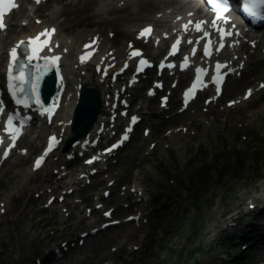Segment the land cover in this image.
Masks as SVG:
<instances>
[{
  "label": "rangeland",
  "instance_id": "obj_1",
  "mask_svg": "<svg viewBox=\"0 0 264 264\" xmlns=\"http://www.w3.org/2000/svg\"><path fill=\"white\" fill-rule=\"evenodd\" d=\"M101 2L82 0L76 7L89 4L87 11L75 12L72 6L70 12H61L62 5L55 0L40 11L45 15L55 11L57 22L66 18L62 28L76 35L87 29L91 34L117 31V42L132 40V35L124 31L133 29L132 25L103 21L123 16L127 11L100 15L97 9ZM62 3L70 5L69 0ZM262 105L264 91L249 103L232 109L217 105L205 114L190 108L170 119L165 118L169 113L156 118L146 115L145 120L153 129L151 136L142 138L138 129L119 152L117 162L110 166V177L119 181L109 203L119 205L116 212L120 216L138 211L125 209L119 194L121 185L131 184L137 178L147 188L149 201L145 211L153 209L148 222L142 229L129 225L109 229L101 238L68 251L61 261L53 256L43 258L44 264H223L228 252L234 254L230 241L241 230L257 226L251 223L253 216H264ZM168 126L187 130L173 132ZM151 142L156 143L153 152ZM39 143H32V152ZM30 161L12 159L0 172V203L6 197L11 199L13 211L7 218L0 217V264H35L37 257L47 255V247L73 239L91 222H79L76 214L67 218L56 207L41 210L45 197L32 199L31 180L26 176ZM41 185L35 176V192ZM94 191L97 190L92 185L72 198L86 197ZM254 203L261 207L256 214L252 211ZM241 220L243 227L235 224ZM132 244H138L139 249L133 250ZM111 247L115 250L111 251ZM252 253L255 251L247 260H252ZM258 257L264 261V249Z\"/></svg>",
  "mask_w": 264,
  "mask_h": 264
},
{
  "label": "bare ground",
  "instance_id": "obj_2",
  "mask_svg": "<svg viewBox=\"0 0 264 264\" xmlns=\"http://www.w3.org/2000/svg\"><path fill=\"white\" fill-rule=\"evenodd\" d=\"M122 1H124V6L120 7L119 4ZM106 2H109V4L105 6ZM126 5H127V8H129V9L131 7L133 8L134 6L138 7V12H132V11L129 12L128 11L127 15H123L120 18L114 17V18H112V20H109L111 22V24L124 23L126 25H132V24L140 23L141 21H143V22L152 21L153 13H155V14L162 13L163 17L170 16V17H172V21L177 16H180V17L185 16V20L188 19V18H186V13H187L186 9L183 10V9L176 6V5H179L178 0H150V1L136 0L135 2H134V0H104L102 2V4L100 5V9L102 11H106L107 13H118V12H123V10L126 9ZM88 8H89V5H85L83 7H77L76 9H74V11L75 12H85V11H87ZM70 10H71L70 7L69 8L65 7L63 9L64 12H70ZM142 14H143V16H142V20H141V19H139V16ZM51 15H52V17H54L53 12L51 13ZM150 16H152V17H150ZM24 20H28V18H24ZM24 20H22V21H24ZM162 21H160V22H162ZM89 25H91V24L89 23ZM45 26H47V25H45ZM43 28H44L43 24L42 25H35L34 24V25L27 26V28L24 30H29L31 32V34H35L37 32H40ZM124 31H126L125 33L127 35H129L128 30H124ZM86 33H90V32L86 31ZM85 34L80 35L78 38H76V37L66 38V37L62 36L61 37L62 39L59 40L62 43V46H60L59 49H56V51L61 54L60 60L63 61V64H64L63 67L65 69H69V72H70L69 75H72L73 78H75L77 76V72H75L73 70L74 71V74H73L72 67L74 65V62L72 60H74L76 53L78 52L82 43L89 40V35L88 34L85 35ZM25 35H22V36L25 37ZM62 47H65L67 49V52L60 50ZM244 47H246L245 54L247 52L250 53L252 47L248 44H244L243 48ZM243 48H242V50H243ZM254 51H255V53H257V57L248 56L246 58V61H245V59L243 60L240 57L237 59H234L233 56H229L226 59L229 62V67H231V68H235V69H246L247 68V69H249L247 71V74L242 76L241 79L239 80V82L245 81L246 83H249V84H247V86L252 87V89H254V91H252V94L254 96H259L263 92V90H261V89L256 90V87L258 86V84L260 83L262 78H264V41H261V40L257 41V44L255 46ZM87 66H88V64H86L84 69H87ZM83 79L87 80L93 86L96 85L97 87H99L104 92V88L97 82L94 75L92 73H90L88 70H87V75L85 77H83ZM236 83H235V85H237ZM234 86H231L232 88L230 87L231 88L230 89V95L234 94V91H235ZM71 88H73V85ZM72 90L75 93V90L74 89H72ZM232 98L233 97H231L230 99H232ZM262 108H264V106H262ZM69 117H70V114L68 116H64L63 122L64 123L68 122ZM83 145H84V142H81L80 144L77 145V148L79 150H82Z\"/></svg>",
  "mask_w": 264,
  "mask_h": 264
},
{
  "label": "snow or ice",
  "instance_id": "obj_3",
  "mask_svg": "<svg viewBox=\"0 0 264 264\" xmlns=\"http://www.w3.org/2000/svg\"><path fill=\"white\" fill-rule=\"evenodd\" d=\"M7 2L8 5H10L11 7H15L16 5L14 4L13 0H0V30H3L6 25L4 24V17L6 15V13L4 12L3 10V5ZM37 3L40 2V0H36ZM252 3L254 4H264V0H251ZM214 9L216 11V18L217 19H224V17L222 16V13L226 12L227 11V8L222 6L221 4H215L214 5ZM225 22L226 19H225ZM191 23V22H190ZM202 23L203 22H199V23H196L195 25V28L197 31H201L202 30ZM185 29L188 28V25H185L184 26ZM55 30H52V32L54 33ZM218 31H221V39H223L224 35L227 34V35H231V33H224L223 30L221 29H218ZM151 32V28H148V29H145L142 33H141V36H145L147 34H150ZM48 34V31L46 30L45 33H41L40 35H47ZM36 40H39V36L36 38ZM36 40L32 41V43H36ZM23 43V42H21ZM180 41L177 40L176 41V44H179ZM189 43H191V41H189ZM47 44V41L44 42V44L42 45H38L36 48L33 49V52L32 54L29 56V59H33L35 57L38 56L39 52L42 50V48ZM223 45H221L222 47ZM19 47V45L17 46ZM88 47V46H86ZM175 47L176 45H173V49L175 50ZM49 51H51V48H49ZM12 59L15 61L16 58H17V50L16 48H14L12 50V53L10 54ZM134 55H139V53H134ZM205 55L208 56L209 55V51H208V48L207 46L205 47ZM44 59V62L47 64V63H51V65H56L57 62L59 61L60 57L59 56H55V57H45L43 58ZM85 59V57H81V62H83ZM142 64L146 63V61H141ZM188 61H187V58H185V61H184V65H187ZM184 65L181 66L182 70H183V67ZM168 67H174V65H168ZM222 67H226V65H221L220 63H217L216 64V70H217V73H218V77H213V82L216 83V86H217V93L219 94L220 92V80L222 79V76H219V73H220V70ZM203 70L201 69H197V83L199 82L200 80V73L202 72ZM22 74H23V68H21V75L19 76H13L12 75V68L10 66L9 68V78L12 79V80H19L21 82V84L23 83V79H22ZM197 83H194L193 86H192V89L189 90V92H186L185 93V104L187 105V102H188V96L189 94H192L194 93V91L197 89ZM262 87H264V85H262ZM13 88H15V85H13ZM21 91H23V89L21 88ZM33 92H35V85H33ZM15 94V92H14ZM248 95H251V90H249V93ZM247 98V97H246ZM21 103L20 100H17V104ZM37 104H39V100L37 99L36 101ZM136 117H132V123H135L136 122ZM12 121H11V118H9V124H11ZM130 130V129H129ZM13 140L16 138L15 136L12 137ZM56 138L55 137H52L50 138V143H49V151L52 150V142L55 141ZM47 153H45L46 155ZM7 155V153H5V156ZM42 161H43V157H41L40 159H38L36 162H35V168H39L42 164ZM89 163H91L92 161H88ZM107 215V214H106Z\"/></svg>",
  "mask_w": 264,
  "mask_h": 264
}]
</instances>
